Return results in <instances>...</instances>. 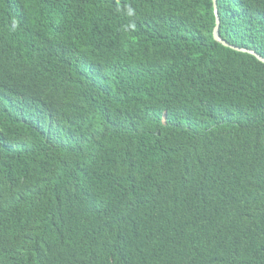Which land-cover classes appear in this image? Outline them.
<instances>
[{
	"label": "trees",
	"instance_id": "1",
	"mask_svg": "<svg viewBox=\"0 0 264 264\" xmlns=\"http://www.w3.org/2000/svg\"><path fill=\"white\" fill-rule=\"evenodd\" d=\"M264 57V0H217ZM212 0H0V264H264V63Z\"/></svg>",
	"mask_w": 264,
	"mask_h": 264
},
{
	"label": "water",
	"instance_id": "2",
	"mask_svg": "<svg viewBox=\"0 0 264 264\" xmlns=\"http://www.w3.org/2000/svg\"><path fill=\"white\" fill-rule=\"evenodd\" d=\"M213 2V8H214V15H215V25L213 28V38L214 40L218 41L224 46H227L229 48H232L237 51L241 52H247L249 54L254 55L258 60L262 61L264 63V57L255 52L252 49H247V48H241L239 46L233 45L229 42H227L225 39H223L220 34H219V26H220V18H219V13H218V7H217V0H212Z\"/></svg>",
	"mask_w": 264,
	"mask_h": 264
}]
</instances>
